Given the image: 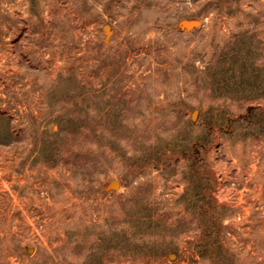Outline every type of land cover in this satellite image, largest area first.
<instances>
[{
	"label": "rangeland",
	"instance_id": "obj_1",
	"mask_svg": "<svg viewBox=\"0 0 264 264\" xmlns=\"http://www.w3.org/2000/svg\"><path fill=\"white\" fill-rule=\"evenodd\" d=\"M0 264H264V0H0Z\"/></svg>",
	"mask_w": 264,
	"mask_h": 264
},
{
	"label": "water",
	"instance_id": "obj_2",
	"mask_svg": "<svg viewBox=\"0 0 264 264\" xmlns=\"http://www.w3.org/2000/svg\"><path fill=\"white\" fill-rule=\"evenodd\" d=\"M197 25H198V22L196 20H187V19H182L178 23V27L180 29H186V30L192 29V28L196 27ZM192 117H193V115H192ZM114 182H112V183H114Z\"/></svg>",
	"mask_w": 264,
	"mask_h": 264
}]
</instances>
